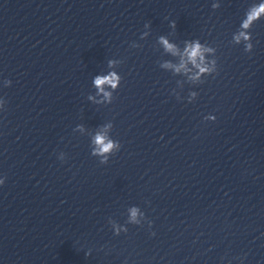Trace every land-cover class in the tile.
<instances>
[{"label": "water", "instance_id": "water-1", "mask_svg": "<svg viewBox=\"0 0 264 264\" xmlns=\"http://www.w3.org/2000/svg\"><path fill=\"white\" fill-rule=\"evenodd\" d=\"M259 2L0 0V264H264V16L240 27Z\"/></svg>", "mask_w": 264, "mask_h": 264}, {"label": "clouds", "instance_id": "clouds-1", "mask_svg": "<svg viewBox=\"0 0 264 264\" xmlns=\"http://www.w3.org/2000/svg\"><path fill=\"white\" fill-rule=\"evenodd\" d=\"M212 7L215 9L219 7V4H213ZM261 16H264V0H260L258 4H254L251 6L250 10L246 12V19H244L240 25L241 29H249L251 25L258 21ZM172 27H175V22H172ZM145 27H149L148 24H145ZM244 30L239 31L238 33L233 35V42L235 44H240L242 41L244 42V50L246 52H251L253 48V44L251 43V33H248ZM160 42L164 45L165 49L169 52L175 54L176 47L174 44H170L167 39L163 36L160 37ZM132 47H136L133 43ZM213 49L203 47L202 43L198 40L193 41L188 44L185 48V54L187 55L188 60L199 69L200 74H216L218 71L217 61H212V66H202L200 63H197V60H204V52H211ZM109 67H111L115 62L109 60ZM163 67L172 68L175 67L176 72H180L182 68L185 67L184 63H181L178 67L174 66L170 63H165ZM199 75V74H198ZM197 77H193L196 79ZM122 77L119 76L116 72H110L107 75H98L94 79V85L99 93H103L104 97L107 99L109 103H112V92L105 91V86H111L112 91H116V89L120 86ZM6 86L11 84L10 80L5 81ZM92 99V97H89ZM113 125L108 124L105 125L106 129H110ZM91 143L94 147L91 150V155L94 157H100V164H107L109 162L110 156L114 155L121 148V144L119 141L110 138L106 132H98L92 138ZM59 159L63 161L65 159L64 154L61 153ZM4 180L0 179V184H3ZM129 223L138 225L140 220L137 218L139 216H143L144 213L140 212L137 207H131L129 209ZM112 224V229L115 235H119L122 231L127 232V228H122L120 225L109 221ZM149 225L151 227V221H149ZM154 235V233H153ZM87 255V253H86Z\"/></svg>", "mask_w": 264, "mask_h": 264}]
</instances>
